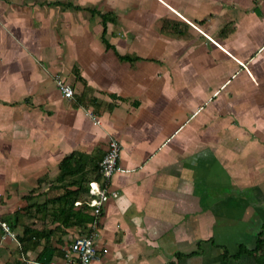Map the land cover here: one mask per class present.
I'll list each match as a JSON object with an SVG mask.
<instances>
[{"label":"crops","instance_id":"obj_1","mask_svg":"<svg viewBox=\"0 0 264 264\" xmlns=\"http://www.w3.org/2000/svg\"><path fill=\"white\" fill-rule=\"evenodd\" d=\"M112 137L93 264H264V0H0V264L64 262Z\"/></svg>","mask_w":264,"mask_h":264},{"label":"built area","instance_id":"obj_2","mask_svg":"<svg viewBox=\"0 0 264 264\" xmlns=\"http://www.w3.org/2000/svg\"><path fill=\"white\" fill-rule=\"evenodd\" d=\"M186 21L197 27V24L191 20ZM56 87L62 94L68 98L74 97L73 87L66 81L64 77L56 74L54 77ZM92 118L98 122L97 116L92 114ZM121 143L118 139L112 137L108 141V150L99 162V178H93L88 181V189L86 196V204L91 208L93 215L92 228L82 234H77L72 238L69 246L65 250V260L62 264H93L94 260L99 258L100 254L107 252L106 247H99L96 240V224L101 214L104 202L111 196H116L114 190L108 189V180L114 172L120 169L117 159L120 156ZM80 205L81 200L74 202ZM2 227L9 230L8 225L4 221H0ZM31 264H56L54 262H45L40 260H32Z\"/></svg>","mask_w":264,"mask_h":264},{"label":"trees","instance_id":"obj_3","mask_svg":"<svg viewBox=\"0 0 264 264\" xmlns=\"http://www.w3.org/2000/svg\"><path fill=\"white\" fill-rule=\"evenodd\" d=\"M103 40L109 44L105 38L102 36ZM97 171L98 173L94 176L96 179L99 178L100 174H99V166H97ZM91 178H88L85 182V185L83 183H81L80 181L78 182V186L75 189H70V188H66L65 194H64V199H65V204H64V210H62L58 213V215H60L64 220H67L65 218L69 217L72 213H73V206L75 205L74 202L77 200H81V204L80 206H87L86 204V197L84 198L83 196H81L80 192L82 193H86L87 194V189H88V181ZM75 182V181H74ZM83 208V207H82ZM78 213V212H77ZM26 231V230H25ZM262 231H264V223L262 225ZM261 233V232H260ZM257 241H260V237H258ZM223 248V256L225 258H237L240 256V253L242 251H246L245 246H243L242 244H239V250L233 254H230L229 251L227 250L226 246H221ZM248 251V250H247ZM48 252V253H47ZM190 253V252H189ZM193 253V252H191ZM248 253H251V251H248ZM51 253L49 252V250H47V248H45L44 250H42V252L38 255L39 260L41 261H49ZM178 256L180 255V253L178 252L177 254Z\"/></svg>","mask_w":264,"mask_h":264},{"label":"rangeland","instance_id":"obj_4","mask_svg":"<svg viewBox=\"0 0 264 264\" xmlns=\"http://www.w3.org/2000/svg\"><path fill=\"white\" fill-rule=\"evenodd\" d=\"M263 233H264V231H263ZM260 241H261V239H260ZM253 251H255V248H253Z\"/></svg>","mask_w":264,"mask_h":264}]
</instances>
